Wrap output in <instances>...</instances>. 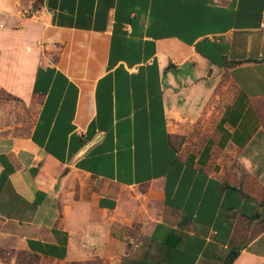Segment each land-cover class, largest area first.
Masks as SVG:
<instances>
[{
    "label": "crops",
    "instance_id": "1",
    "mask_svg": "<svg viewBox=\"0 0 264 264\" xmlns=\"http://www.w3.org/2000/svg\"><path fill=\"white\" fill-rule=\"evenodd\" d=\"M0 20V89L36 101L28 134L0 138L5 243L71 263L264 264V0H0ZM219 85L236 90L227 133L201 143L223 156L194 163L183 149ZM137 220L138 241L113 235Z\"/></svg>",
    "mask_w": 264,
    "mask_h": 264
},
{
    "label": "rangeland",
    "instance_id": "2",
    "mask_svg": "<svg viewBox=\"0 0 264 264\" xmlns=\"http://www.w3.org/2000/svg\"><path fill=\"white\" fill-rule=\"evenodd\" d=\"M2 21V20H0ZM217 94L221 96V99L216 98L214 101V113L211 118H202L195 126V132L191 133L190 138L187 139V146L184 147V152H187L189 158L194 163L202 164L207 162L213 157L216 162L223 156L221 149L209 150L208 155L202 148L203 137L202 131L205 132L214 131L211 136L219 133V123L221 114L226 106L230 105L236 90L234 87L229 86L223 88L222 85L217 87ZM264 110V102H262ZM36 112V101L25 100L7 90L0 89V138L1 137H24L28 134L30 126L33 122ZM174 121V119H173ZM205 128V130H203ZM193 136V137H191ZM171 140L175 146L180 150L182 148L181 139L175 133L171 134ZM211 149V148H210ZM218 159V160H217ZM223 162L221 159L220 163ZM218 169L222 166L217 165ZM158 199L152 197L150 199L151 206L154 207L157 204ZM2 223L0 222V228ZM113 235L120 239L122 242L128 241L131 237L136 238L137 241L141 239V222L138 220L131 227H115ZM146 243V242H145ZM132 245V244H130ZM110 259L99 257L89 262H61L53 261L50 259L42 258L27 249L14 244H7L4 242L3 237L0 234V264H113L109 262Z\"/></svg>",
    "mask_w": 264,
    "mask_h": 264
},
{
    "label": "trees",
    "instance_id": "3",
    "mask_svg": "<svg viewBox=\"0 0 264 264\" xmlns=\"http://www.w3.org/2000/svg\"><path fill=\"white\" fill-rule=\"evenodd\" d=\"M228 119L226 117H223L219 123V130L225 135L227 132L225 128L223 127V124L227 121ZM173 143V142H172ZM174 145V144H173ZM211 150L210 148H205L204 152L208 155V151ZM239 255L238 251H232L229 253V256L226 259V264H231L234 259Z\"/></svg>",
    "mask_w": 264,
    "mask_h": 264
}]
</instances>
